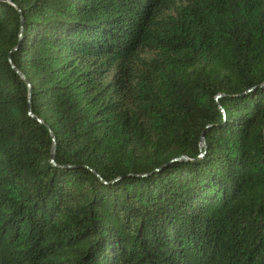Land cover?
<instances>
[{"label":"trees","instance_id":"obj_1","mask_svg":"<svg viewBox=\"0 0 264 264\" xmlns=\"http://www.w3.org/2000/svg\"><path fill=\"white\" fill-rule=\"evenodd\" d=\"M0 264H264V0H0Z\"/></svg>","mask_w":264,"mask_h":264},{"label":"water","instance_id":"obj_2","mask_svg":"<svg viewBox=\"0 0 264 264\" xmlns=\"http://www.w3.org/2000/svg\"><path fill=\"white\" fill-rule=\"evenodd\" d=\"M22 20H23V18H22ZM15 67V69L16 70H18L19 71V73L21 74V75H23V76H25L16 66H14ZM33 115V114H32ZM39 120L40 121H42V119L41 118H39ZM54 151H55V146H54V148H53V153H54Z\"/></svg>","mask_w":264,"mask_h":264}]
</instances>
